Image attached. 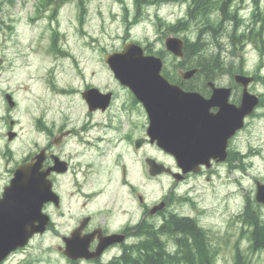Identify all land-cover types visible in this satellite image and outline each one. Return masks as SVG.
<instances>
[{"label":"rangeland","instance_id":"rangeland-1","mask_svg":"<svg viewBox=\"0 0 264 264\" xmlns=\"http://www.w3.org/2000/svg\"><path fill=\"white\" fill-rule=\"evenodd\" d=\"M191 1L0 0V185L11 177L9 170L14 164L17 166L25 156L41 147L45 139L39 132L41 123L58 125L62 116L65 122L70 117L76 123L88 120L90 115L85 116V103L78 92L85 83L113 90L116 100L112 107L120 112L118 121L126 124V113L120 105L125 103L132 108L136 104L131 105V91L114 78L104 62L106 53L120 51L124 42L133 41L147 53L160 56L164 72L183 70L181 61H187L186 57L174 59L165 49L164 39L176 35L192 42L204 36L199 22L191 21L181 30L174 28L178 19L186 17ZM221 3L217 0L214 5ZM227 4L237 20L226 19L220 23V10L216 8L209 13L218 34L206 35L207 52L220 50L224 59L222 71L238 70L240 65L241 72L257 76L250 90L263 99L264 42L255 40L253 35L261 29L264 39V0H228ZM240 39L242 43H237ZM193 59L196 56L189 57ZM7 94L15 102L12 107ZM108 115L100 113L94 119L104 122ZM245 122L232 145L237 151L212 170L194 175L176 187L184 194L176 203V210L191 217L203 229L206 244L213 251L214 264H234L238 251L250 264H264V251L251 249L249 229L240 222L248 199L264 220V205L254 198L255 181L264 183V99ZM9 123L14 124L13 128ZM10 130L17 133L11 140L7 135ZM123 151L127 178L143 190L149 201L173 185L167 175L151 178L146 167L140 175L138 166L142 156ZM149 152L156 155L155 149L145 146V155ZM92 154L93 158L98 155L95 161L98 169L90 178L96 177L102 183L109 177V188L116 190L119 173L109 175L115 169L111 164L113 156L108 152L99 155L94 148ZM157 157L171 162L161 153ZM87 184L98 183L88 181ZM55 244L51 234L37 236L15 257L24 258L29 264H71L55 251Z\"/></svg>","mask_w":264,"mask_h":264},{"label":"flooded vegetation","instance_id":"flooded-vegetation-1","mask_svg":"<svg viewBox=\"0 0 264 264\" xmlns=\"http://www.w3.org/2000/svg\"><path fill=\"white\" fill-rule=\"evenodd\" d=\"M173 58L179 60L178 57L173 56ZM178 63L176 62V64ZM162 75L170 83L178 85L185 91H197L204 98L211 96L213 88L220 87L229 88L228 102L231 104L237 105L241 99L242 87L235 80L236 72L233 71L225 72L221 69L211 72L197 71L186 78L182 69H178L174 72L163 71ZM92 87L98 88L103 93H111L107 105L103 108L101 106L90 108L86 103L82 94ZM78 92L85 103V116L90 115L88 120L76 123L70 117L69 122H65V118L63 119L62 116L58 125L51 126L41 123L39 132L45 135L41 147L20 161V163L34 161L36 154L40 152L39 171L48 172L46 178L50 181L53 199H46L41 207L44 220L43 232L35 233L24 247H18L8 253L0 260V264H29L30 262L25 261L24 258L19 260L15 256L24 251L35 237H44L49 234L56 239L55 251L71 264H80L81 262L123 264L125 262L123 256L143 252L145 237H147L149 229L155 231L158 242L165 244L166 249L170 242L176 246L175 240L168 234L162 233L166 231L170 222H176L179 218L191 219L176 210V203H179L178 200L184 197V194L177 191V185L194 175L210 171L215 165L220 164V162L212 161L209 168L203 167L198 173L194 171L184 173L173 154L160 148L155 140L150 141L147 134L148 113L144 105L132 93L130 94V98L133 100L131 105H136H129L132 108H128L125 103L120 105L121 111L126 113V124L124 125L121 120L118 121L120 112H116V108L112 107L116 100L113 90L97 84L85 83ZM217 111V106L210 107V113L214 114ZM100 113L109 114L104 122L99 121V118L94 119V115ZM134 113L137 115L132 116ZM42 121L47 122L45 119ZM145 126L147 127L145 128ZM239 131L228 140L227 157L237 151L232 145ZM145 146L155 149L156 155L149 152L146 156ZM93 148L94 151H98L99 155L108 152L113 156L111 164L115 169L110 171L109 175L119 173L120 180L117 188L119 190L112 191L109 188L111 185L109 177L102 183L96 177L90 178L91 173L94 174L98 169L95 166L98 155L93 158ZM124 149L142 156L143 160L138 166L140 175L143 174L144 167L149 173V165L146 160L154 159L158 163H162L169 171L164 170L157 175L149 173L151 178L167 175L172 178L173 185L149 201L143 194V190H140L137 184L127 178L128 167L123 160L126 155ZM160 153L169 158L171 162L167 163L157 157ZM16 167L14 164V167L9 170L11 177L0 185V198L4 188L14 177ZM174 175L179 176L178 180ZM88 181L98 184L88 185ZM75 234L79 237L75 238ZM110 234H117L121 239L104 246L98 256L91 259L67 258V251L71 254L77 253L76 245L83 247V250L88 254H93L101 245V238Z\"/></svg>","mask_w":264,"mask_h":264},{"label":"water","instance_id":"water-1","mask_svg":"<svg viewBox=\"0 0 264 264\" xmlns=\"http://www.w3.org/2000/svg\"><path fill=\"white\" fill-rule=\"evenodd\" d=\"M164 44L175 56L183 55L182 38L168 36ZM104 61L115 78L144 105L149 117L147 134L150 141L155 140L160 148L173 154L184 173L200 171L202 164L210 167L212 157L217 162L224 160L228 139L244 126V118L259 104V96L248 89L253 76L235 75V80L242 86L239 105L228 102L229 88H213L211 96L204 98L197 91H185L166 80L161 74L162 59L145 54L143 47L132 41L125 42L120 51L105 54ZM196 71V67L187 69L184 77H190ZM110 94L90 88L82 95L90 108H103ZM6 98L9 106H13L11 96L7 94ZM212 106L218 107L214 114L210 113ZM14 134L9 132V139ZM35 158L17 166L0 198V260L10 251L25 245L32 234L43 231L41 207L46 199H53V192L46 178L48 172L39 171L41 154H36ZM146 161L150 175L169 171L154 159ZM174 177L176 180L179 178L178 175ZM255 200L264 204V183L259 181L256 182ZM74 237L79 236L75 234ZM120 239L117 234L105 235L93 254L76 245L77 253L67 251V257L94 258L104 246Z\"/></svg>","mask_w":264,"mask_h":264},{"label":"trees","instance_id":"trees-1","mask_svg":"<svg viewBox=\"0 0 264 264\" xmlns=\"http://www.w3.org/2000/svg\"><path fill=\"white\" fill-rule=\"evenodd\" d=\"M216 1L217 0H192L188 4L186 17H184V19H178V22L174 26L175 29L181 30L182 28L187 27L188 24L191 23V21L195 23L199 22L201 23L199 25L201 26V32L204 34V36L201 35L197 40L192 42L184 39L185 46L183 53L184 57H186L187 59V61H181V67L184 69L198 67V71L211 72L217 69L220 70V67H222L221 61L224 62V59L221 56L220 50L207 52V40L205 39L206 35L215 37L218 34L216 26L213 24V22H211L208 15L210 12H213L217 8L218 10H220L223 18V20H220V23L224 22L226 19L237 20V17L234 11L230 12L227 9L228 0L223 1V3H221V0H218L221 3L219 6L214 5ZM184 23H186L185 26ZM208 29H213V31H209ZM242 34L244 35L243 32ZM243 35L240 36L242 37ZM261 36V29L256 30L253 35L255 40H261L262 42H264V39ZM240 42L241 39L237 41V43ZM262 45L264 46V43H262ZM193 55L196 56V59L189 60V57ZM232 71L241 72L240 65L238 70L233 69ZM263 99L261 101V104L263 102ZM249 200L250 199L247 200V204L240 214L242 218L240 222L249 229L251 249L256 251H264V220L260 218L259 211L257 212L253 210L252 206L254 204H252V202L250 203ZM172 224L175 225L177 229L183 228V233L185 236H187L186 238L191 237L194 241H196L197 239L203 240L205 244L203 247L200 246V252H189L190 244L185 239V245L181 246V251L179 244L176 243L175 251H173V253L171 254L166 249L165 244L158 242L157 236H150V234L156 233L153 229H149L146 235L147 237H145L146 240L143 252L141 251L140 253L134 255L130 254L123 256V260L125 261L123 264H214L213 251L207 245L208 243L205 237V232L201 227L197 225V223H195L193 219L179 218L175 224ZM153 241L158 243V246L152 245L153 243L151 242ZM195 243L196 242H194L192 246H194ZM234 264H250V262L248 259H246L242 252L238 251L235 256Z\"/></svg>","mask_w":264,"mask_h":264},{"label":"bare ground","instance_id":"bare-ground-1","mask_svg":"<svg viewBox=\"0 0 264 264\" xmlns=\"http://www.w3.org/2000/svg\"><path fill=\"white\" fill-rule=\"evenodd\" d=\"M151 4H154L155 3V1H151L150 2ZM206 9V8H205ZM193 10V9H192ZM194 10H197V9H194ZM201 10V9H200ZM209 10V9H208ZM207 11V10H206ZM194 12V11H193ZM199 14V13H198ZM190 17V16H189ZM223 20V18H222V14H221V17H220V20ZM206 43H207V41H206ZM98 114H96L95 115V117H98L97 116ZM250 211V210H249ZM172 223H176V222H170L169 223V225H168V227H167V229H166V231L165 232H163L162 234H164V235H166V234H168L173 240H175V242L177 243V244H179V247H180V251H181V249H182V245H185V239H186V241L190 244V250H189V252H200V249H201V247H203L204 246V241L203 240H196V241H194L191 237L190 238H186L187 236H185L184 235V233H183V228L182 229H177L176 227H175V225H173ZM150 236H157V234H150ZM194 242H196L195 243V245L194 246H192V244L194 243ZM151 243H153L152 245H154V246H158V243H156V242H151ZM201 246V247H200Z\"/></svg>","mask_w":264,"mask_h":264}]
</instances>
